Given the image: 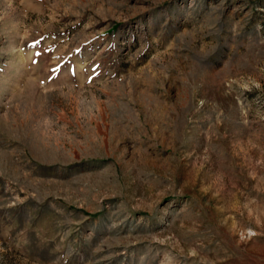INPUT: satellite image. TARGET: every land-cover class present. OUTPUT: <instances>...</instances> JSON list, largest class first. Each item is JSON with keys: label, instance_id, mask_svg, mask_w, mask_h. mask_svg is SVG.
<instances>
[{"label": "rangeland", "instance_id": "1", "mask_svg": "<svg viewBox=\"0 0 264 264\" xmlns=\"http://www.w3.org/2000/svg\"><path fill=\"white\" fill-rule=\"evenodd\" d=\"M0 264H264V0H0Z\"/></svg>", "mask_w": 264, "mask_h": 264}]
</instances>
